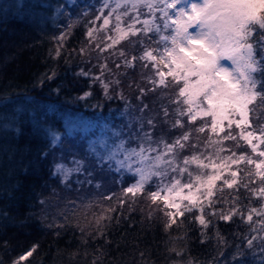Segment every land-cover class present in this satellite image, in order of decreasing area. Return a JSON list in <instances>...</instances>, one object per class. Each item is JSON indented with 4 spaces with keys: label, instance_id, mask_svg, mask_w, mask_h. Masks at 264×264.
Masks as SVG:
<instances>
[{
    "label": "trees",
    "instance_id": "1",
    "mask_svg": "<svg viewBox=\"0 0 264 264\" xmlns=\"http://www.w3.org/2000/svg\"><path fill=\"white\" fill-rule=\"evenodd\" d=\"M90 1L97 8L100 6L99 0H75L61 15L59 24L47 19L30 21L17 13L10 17L0 14V101H7L5 111L15 103L33 116L31 120L25 115L24 121L9 123L17 125L16 135L13 132L0 134V187L3 191L0 196V261L11 264L26 255L21 264H261L264 231L260 221L264 220V215L257 212H261L264 199L240 188L235 204L217 202L212 209L203 198V213L198 210V203L192 212L175 216V223H171L163 204L152 201L149 192L154 187L151 183L145 185L142 193L125 195L124 189L134 176L112 171L107 165L100 166L86 150L84 137L63 131L62 116L80 114L103 126L111 136L114 131L119 133L114 142L123 139L128 147H138L136 137L141 121L147 131L150 129L147 120L154 119L153 139L163 137L168 143L181 132L201 125L199 121L188 123L184 116L183 128L171 127L176 116L169 100L175 88L153 85L150 80L158 81L160 77L155 76L151 63L138 59L145 47H157L153 43L155 34H149L153 39L129 36L121 40L116 37L115 24L111 22L106 32L111 43L101 51L105 49V34L96 37L92 31V35H88L93 23L81 8ZM96 16L94 14V18ZM127 23L123 18L121 26ZM95 24L97 26L99 20ZM141 27L142 24L136 25V28ZM141 38L143 46L138 42ZM113 39L117 42L113 43ZM121 51L124 56L119 55ZM133 56L137 59L133 60ZM125 61H130L131 66ZM160 68L167 70L163 65ZM257 77L262 78L260 74ZM166 79L171 81V77ZM86 93L90 94L85 96ZM164 108L169 112L167 123ZM11 112V117H15L17 112ZM258 116L264 117V113ZM252 119L260 123L257 116ZM46 125H53L57 132L64 133L62 142L53 149L47 147L48 141L43 137ZM227 131L225 126V132L219 136L210 129L204 133L193 132L189 144L197 142L200 151L215 158L218 145L213 142ZM231 131L239 130L233 125ZM240 143L243 147L235 150L251 154V148L244 141ZM233 144L231 140L223 141L226 150L219 155H230L227 147ZM193 151L189 147L181 157ZM58 153L67 164L81 161L82 171L62 181L60 175L53 174V155ZM253 158L259 160L254 154ZM232 169L238 171V180L247 179L246 173L254 176L256 172L254 164L240 163ZM221 183L222 180L216 182L217 186ZM259 184L256 177V183L249 187ZM223 191L227 195L235 193L236 189L225 187ZM108 196L111 199L106 198ZM219 198L217 192L211 200ZM227 199L231 201L232 196L227 195ZM231 208L238 211L229 221L207 214L228 212ZM249 214L252 221L247 219ZM197 216L208 221L207 227L199 223ZM169 223L171 226L166 227ZM252 236L257 239L250 249L247 239ZM238 252L242 255H237Z\"/></svg>",
    "mask_w": 264,
    "mask_h": 264
},
{
    "label": "snow or ice",
    "instance_id": "2",
    "mask_svg": "<svg viewBox=\"0 0 264 264\" xmlns=\"http://www.w3.org/2000/svg\"><path fill=\"white\" fill-rule=\"evenodd\" d=\"M105 9H108L107 16L104 15ZM120 9L123 11H119ZM97 11L100 15L96 16V20L103 18L101 28L108 26L110 17L115 14L113 31L119 33L121 40L129 36L153 39L149 34H155L153 43L157 47H145L144 53L138 59L151 63L155 76L160 77L158 81L154 78L150 80L153 85L175 88V93L169 100L170 104L176 106L173 109L176 119L171 127L183 128L184 121L180 118L184 116H187L188 123H194L198 117L203 120L201 125L176 136L171 143L163 137L159 140L153 139L151 129L156 124L154 119H148L150 129L147 131L144 130V122H140L136 137L138 147H128L127 141L123 139L115 143L102 139L99 150L93 144L90 151L96 156L100 166L107 165L117 173L127 172L139 177L135 183L124 189L125 195L135 196L138 192L142 193L145 185L155 177L159 181L156 191L149 192L155 202L161 198L162 192L172 193L184 188L191 190L194 177L197 182L196 190L200 195L183 196L182 199L189 202L183 210L180 203L170 201L167 196L163 197L166 207L177 209L175 214L166 213L171 223H175L174 216H183L185 211L192 212L198 203V210L203 213L201 197L208 200V206L212 209L217 202L235 204L240 188H244L252 196L264 199V159L253 158V154L264 158V148L261 147L264 145V117L258 116L259 113H264V0H100ZM144 15L149 18L141 20ZM122 18H128L126 28L121 27ZM137 24H142V27L136 28ZM92 31H89V36ZM138 42L143 46V38ZM132 43L135 44L136 41ZM104 50L106 49H101ZM119 55L125 54L121 51ZM132 59L136 60L137 57L133 56ZM222 61L230 62V65L226 66ZM125 63L131 66L130 61ZM144 66L148 67V63ZM257 74L262 78H258ZM167 77H171V81ZM104 87L107 89L108 86L105 84ZM89 94L86 93L85 96ZM163 115L164 122L167 123V108H164ZM253 116H257L260 123H254ZM225 122L227 134L213 142L218 145L215 158L200 151L197 142L189 144L193 132L204 133L206 129H210L219 136V133L225 132ZM233 125L238 132L231 131ZM46 132L53 146L62 142V133L51 129H46ZM113 135L118 136L119 133L114 132ZM195 140L198 141L199 137H195ZM227 140L234 144L227 147L230 155L223 157L219 153L226 150L223 141ZM241 141L251 148V154L245 151L238 153L235 150L243 147ZM189 147L194 150L192 154L181 157V153ZM43 155L46 156L47 153ZM240 163L254 164L255 175L246 173L247 179L238 180V171L231 170L230 178L223 179L225 170ZM73 164L75 167L72 168L63 163L56 164L53 174L61 175L66 181L74 172L82 171L81 161L73 160ZM193 165L195 171L192 170ZM208 169L211 172L205 171ZM185 174L188 180L181 184ZM256 177H259L260 184L250 188L249 184L256 183ZM218 180H222L219 186L216 184ZM201 187H204L203 192H200ZM225 187L236 189L235 193L227 194L232 196L231 201L223 191ZM217 192L219 200L212 201L211 197ZM106 198L111 199V196ZM237 211L238 209L231 208L228 212L210 211L207 214L229 221ZM257 215L264 213L257 212ZM196 219L207 227L208 221L203 216H197ZM247 219L252 221V215L249 214ZM171 223L166 227H170ZM260 223L261 230L264 231V220ZM256 239V236L247 239L248 248H253V241ZM261 240L264 241V237ZM32 251L34 249L27 255L31 256ZM260 252L264 253V243L260 245ZM237 255L242 253L238 252ZM23 258L22 256L21 259ZM261 264H264V258L261 259Z\"/></svg>",
    "mask_w": 264,
    "mask_h": 264
},
{
    "label": "rangeland",
    "instance_id": "3",
    "mask_svg": "<svg viewBox=\"0 0 264 264\" xmlns=\"http://www.w3.org/2000/svg\"><path fill=\"white\" fill-rule=\"evenodd\" d=\"M74 1L75 0H0V14H2V16H9L10 17L13 15V13L14 14L17 13V15L19 17H24V18L26 17L30 21L34 20V21H38V22H44L47 19L48 21H50L52 23H55V22L58 23L61 19V15L64 13L65 10H67L68 5L73 4ZM94 3H96V1H94ZM99 4H100V0H99ZM82 6H83V3H82ZM90 6H94V7L90 8ZM81 8H82L83 14H85V16H88V18L90 17V21H92L91 23H93V26H92L93 29L92 30L94 32V36H96L100 33L105 34V39L103 40V43H104V48L107 49L109 47V43H111V40L109 39L108 34L106 32H108L107 28L109 27L111 22H112V24L116 23L115 14H113V16L110 17L109 25L104 27V28H101V26L103 24V18H101L99 20V24L97 26L95 24L96 17L94 18V14H96L97 16L100 15V13L96 11L97 6L93 5V3L90 1L89 4H86L85 6H83ZM93 9H95V10H93ZM119 11H123V9H120ZM79 13H80V11H79ZM104 15L105 16L108 15V9H105ZM81 17H83V16L81 15ZM85 18H87V17H85ZM146 18H149V17L148 16H142L141 20L146 19ZM125 19L128 20V18H125ZM126 26H127V24L125 26H121V27L126 28ZM62 28H60V29H62ZM95 30H96V32H95ZM115 35H117L116 36L117 38L119 37V33L115 32ZM113 38H114V36H113ZM222 63H224L226 66L230 65V62H228V61H222ZM165 71L167 72V70H165ZM173 93H175L174 89L172 90V94ZM159 95H161V94L159 93ZM5 102H7V101H4V100L0 101V134H4L5 132H13V135H16V133L18 131L17 125L10 126L9 123L13 122V121L20 123V122L25 120L24 119L25 115H26L27 120H29V119L31 120L33 118V116H32V113L30 111H26L25 108L18 107V105H14L15 103H11V106L10 105L7 106L6 109H9V110L5 111L4 110ZM16 106H17V108H16ZM174 108H175V105L172 104V109H171L172 112H173ZM11 110L17 112L15 117H13V118L11 117V115H12ZM21 113L22 114L25 113V114L21 115ZM14 118H16V120H14ZM180 119H183V117H181ZM208 119H210V118H208ZM6 120H8V121H6ZM196 121H199L200 124L203 123V120H201L199 117L197 118ZM60 124L62 125L63 131L66 134H69L71 136L78 135V138L84 137V140H86L85 141L86 150L89 151L94 158H96V156L92 153V151H90V147L93 144H96L97 148L99 150V142L102 139H107L109 141V143H115L114 142L115 136L113 135V133L115 131L112 133V136H111L109 133H107L109 131H106V129L103 126H98L96 124V122H94V120H87L86 118H84L80 114H65V116H62ZM225 126H226V122H225ZM46 129H51L54 132H57V131L54 129L53 125H46L45 131L43 133V137L48 141L47 147H50V149L52 147V149H53V147H55V146L52 145L51 138L47 134ZM58 132H60V131H58ZM60 133L64 134L63 132H60ZM183 133L184 132H181L180 134H183ZM261 147L264 148V145H261ZM59 148L61 149L62 146H60ZM64 152L65 151L63 150V153ZM63 153H61V155ZM59 155H60L59 153L57 156L53 155L54 156L53 159L55 160L54 166H53V173L55 171V165L56 164L63 163L66 166H68L69 168L75 167V165H70V164H67L65 162H62ZM260 159H264V158L259 157V160ZM234 167H236V165H231L230 169H227L224 171L223 179L230 178V171L233 170L232 168H234ZM192 170L193 171L196 170L195 165L192 166ZM205 171L211 172V169H208ZM225 173L227 174L226 176H225ZM122 174L131 175L130 173H127V172H124ZM60 178L62 181H65V180H63V177L61 175H60ZM170 178L171 177H169V179ZM138 179H139V177L134 176L133 181L130 182V184L127 187H129L130 185L135 183ZM187 180H188V176H187V174H185L183 179H181V184H183ZM152 181L153 182H150L152 184L151 187H154L153 191H156V185L159 181L155 177H153ZM196 189H197V182H196L195 178L193 177V187L191 190L184 188L182 191L178 190L177 192H172V193L162 192L161 198H158L157 200H158V202H161L163 204V206L167 210V212H172L175 214L177 212V209H175L171 206L166 207L163 197L167 196L170 201H175L176 203H180L181 210H183L184 207L186 205H188L189 202L187 200H183L182 197L185 195H189V194H191L193 196H199L200 193H198ZM203 191H204V187H201L200 192H203ZM1 194H3V191H2V188L0 187V196H1ZM202 199H203V197H201V201H202ZM263 212H264V204H263L262 209H261V213H263ZM176 216H179V215H176ZM0 217H1V214H0ZM25 256L26 255H23V257H24L23 259H21L22 256L18 257L13 262H11V264H19V263L21 264V262L25 260ZM0 264H4V263H2L0 261Z\"/></svg>",
    "mask_w": 264,
    "mask_h": 264
}]
</instances>
